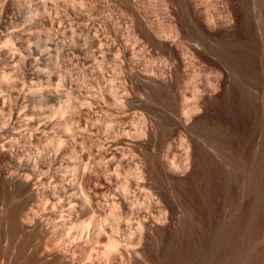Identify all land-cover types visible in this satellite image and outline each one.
<instances>
[{
	"label": "rangeland",
	"instance_id": "1",
	"mask_svg": "<svg viewBox=\"0 0 264 264\" xmlns=\"http://www.w3.org/2000/svg\"><path fill=\"white\" fill-rule=\"evenodd\" d=\"M206 138L231 175L215 215L245 203L263 250L248 264H264V0H0L1 264L21 194L116 238L138 228L146 264H162L185 218L209 213Z\"/></svg>",
	"mask_w": 264,
	"mask_h": 264
},
{
	"label": "bare ground",
	"instance_id": "2",
	"mask_svg": "<svg viewBox=\"0 0 264 264\" xmlns=\"http://www.w3.org/2000/svg\"><path fill=\"white\" fill-rule=\"evenodd\" d=\"M7 34L5 33V35ZM5 38H7V36ZM19 39H21V37ZM4 78L6 79V77ZM248 97L251 100L254 98L250 93H248ZM206 143L209 144V146H211L214 150L212 155H207V160L211 164V170L203 173L205 182L203 184L204 188L201 192L203 203L207 205V208H209V213L204 218H201L199 223H192L190 222V218H185L184 228L177 235L174 243H172L169 247H166L165 261L162 264H248L250 256L253 259L259 257V255L262 254L261 252L263 250L261 249L260 244L256 247H249V236L247 231L249 210L245 203H241L240 212L232 216V218L229 220H226L222 217V211L220 212L221 218H217L215 215L213 206L211 205L215 204L216 198L222 194V190L227 189L229 186L228 179L231 177V175L229 171L225 170L224 165L227 164L229 160L227 159V156H225L223 149L219 147V145L213 144L214 142H212L211 139L206 138ZM20 170L23 169L20 168ZM20 170H18V172H21ZM20 175L27 176V174L24 172L23 174L20 173ZM72 175L73 177L71 178V182L75 183L76 179L78 178L76 176L77 174L75 172ZM31 178L34 177L31 176ZM31 178H29V180ZM33 181L35 183L37 180L35 181L34 179L28 185L26 184L29 192L26 191L27 189L25 191L29 194L32 192V188L30 187L34 186ZM73 183H70V186L72 185L71 187H73ZM75 184L77 185L78 183ZM127 188L129 187L127 186ZM137 189L142 191L145 188L141 184H137ZM123 190L125 191L124 193H126V187H124ZM94 195L93 198H96ZM33 197L32 195L31 197H28L27 194L19 195V198L16 200V205L13 207L9 216L11 224L9 238L12 245V249H10L12 252L10 253L13 254L12 264H146L148 255L145 253V251L138 249L135 240L137 237L136 230L138 228H136V230H131L130 228L133 229V226L131 225L132 222L129 223L130 226H132L130 228H127V224L126 227H121L119 225L116 226V231L121 230L123 232V237L121 239L116 238V236L113 237V235H111L114 231L113 228L107 226L112 232L109 234L108 231L100 225L101 222L99 221L101 220H98L97 222L95 221L93 223L89 220L88 223H85L87 221L84 222L83 220H86V218L82 220L79 217L80 212L75 210L73 207L70 213L68 212L66 215H63L62 213L64 212H62L57 214V217L55 216L54 218L51 216V212L50 214L46 213V207H43L44 209L40 207L41 204L45 202L40 199H33ZM83 197V200L80 198L82 200V204H78L84 206V208L87 209L89 202L87 201V196L85 197L84 195ZM91 205L95 204L92 203ZM77 207L79 208V206ZM88 208L91 209L89 205ZM95 209L93 211H95ZM196 211H202L200 204L197 206ZM57 213H59V211ZM151 216L154 217L155 215L152 213L150 217ZM144 217L147 218V215L143 216V218ZM37 218H39V220H37ZM23 224L30 225L31 229L29 231L22 232L20 228ZM138 224L139 228L141 229L143 226H141V221ZM200 228H202V231H199ZM101 234L104 235L102 237H105L107 240H99L98 238ZM79 241L82 242L79 244ZM260 243L262 242L260 241ZM3 256L5 257V254ZM4 257H2L3 260L5 259ZM8 261H10V259Z\"/></svg>",
	"mask_w": 264,
	"mask_h": 264
}]
</instances>
